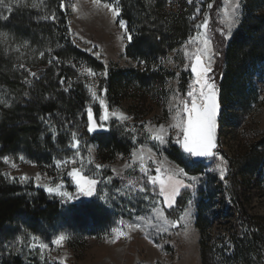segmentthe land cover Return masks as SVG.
<instances>
[{
  "label": "rangeland",
  "instance_id": "374dc122",
  "mask_svg": "<svg viewBox=\"0 0 264 264\" xmlns=\"http://www.w3.org/2000/svg\"><path fill=\"white\" fill-rule=\"evenodd\" d=\"M111 2L113 0H101L100 6H97L93 0H63L64 7L61 9L66 14L72 44L101 62L104 70L93 69L70 56L65 64L71 68L70 83L81 87L85 93L86 107L80 116L84 115L88 122V110L92 111L95 130L91 133L98 132L99 139L111 132L122 141H127L129 149L127 153L104 160L99 147L84 140L76 149L70 144L67 146L69 151L64 153L58 149L49 160L40 159L39 163L31 161L23 150L0 157V171L8 184L19 180L26 187H33L60 199L64 205L62 213L51 225L33 229L25 218L6 227L0 234V264H10L13 258H21L22 264H264V152L258 157L256 150L261 152V148L255 147L264 139V66H256L245 83L246 88L255 91L256 99L250 98L244 103V100L232 97L230 102L226 101L222 105L214 151L228 162L224 180L215 170L220 162L217 159L209 158L194 169L186 168L189 175L199 178L196 189L194 192L191 189L182 191L176 197L174 206L167 208L163 204V197L159 195V185L148 182L147 176L140 171L139 160L134 162L132 154L145 150L147 156L146 150L151 149L157 163L145 159L150 175L156 174L158 166H162L161 175H164V168L184 167L185 161L189 159L175 142L176 129L169 132L164 145L153 141L147 129L171 125L175 114L173 105L179 99H186L187 92L191 90L189 85L194 80L191 56L196 48L203 47V36L199 43H189V40L197 36L198 31H205L198 30L197 25L203 23L205 14L209 17V3L207 0H192V3L185 0L186 7L194 8L188 19L189 32L176 48L166 53L156 65L149 67V70L154 71L156 66L162 76L160 84L151 85L139 77L151 71H146L142 61L126 55L130 42L119 27L120 15L113 21L111 13L102 6L103 3ZM115 2L118 4V0ZM242 2L239 0L241 13ZM179 3L180 0H167V10L174 11ZM33 4L38 6L33 7ZM224 7L225 0H222L218 10L220 29L213 28L209 19L206 30L213 48L217 40L229 41L240 23L229 33L221 23V10ZM25 11L31 12L28 15L32 21L42 23L48 22L49 15L56 10L45 0H13L11 10L0 6V16L7 17L11 13ZM183 11L187 13L189 9L184 8ZM6 21L0 18V33L6 34L0 36V48L11 61V68L21 72V83L28 84L31 73L42 70L44 64L50 66L48 58L40 55L49 52L46 50L48 46L45 42L37 43L25 36L17 38L10 32L11 27L3 25ZM225 36L230 38L225 39ZM185 51L188 56H185ZM214 63L215 55L209 73L211 81L215 83ZM87 68L95 75L90 76L85 71ZM110 70L122 73L125 77L126 84L119 92L108 93ZM89 89L96 92L95 98ZM13 101V93L0 86V103L10 107ZM106 109L108 119L102 120ZM113 112L118 115L122 113L131 119L120 120L112 115ZM5 157L8 158L7 163ZM72 159H75V164L62 163L57 167L55 163L57 160ZM13 163L15 167H12ZM81 163L85 174L100 181L92 197L79 194L75 182L67 175L73 167L79 168ZM97 164L102 167L97 169ZM126 164L131 166L125 168ZM22 176L26 179L21 180ZM128 180H132L133 184L129 185ZM57 184L61 185V191H68L77 198L65 202V198L57 193L45 191L46 186L54 188ZM141 188L144 191H140ZM102 195L105 200L100 199ZM189 200H192L191 205ZM154 206L161 208L169 220L178 221L177 226H168V231L157 232L155 229L149 230L145 221L137 220V217H145L155 222L152 213ZM76 207L83 210L75 214ZM186 209L188 220H180ZM200 209L205 232L203 246L195 225ZM241 212L245 219L241 218ZM137 223L142 227H126ZM113 228L127 235L117 239ZM60 234H66L69 238L60 245L53 244L52 241ZM33 236L37 238L36 241L32 240ZM33 243L37 246L30 247ZM39 243H45L47 247L41 250Z\"/></svg>",
  "mask_w": 264,
  "mask_h": 264
},
{
  "label": "trees",
  "instance_id": "16d2710c",
  "mask_svg": "<svg viewBox=\"0 0 264 264\" xmlns=\"http://www.w3.org/2000/svg\"><path fill=\"white\" fill-rule=\"evenodd\" d=\"M55 8L48 22L32 21L31 12H14L3 23L11 27L10 32L17 38L28 37L37 43L45 42L44 56L51 61L31 77L28 84L21 83L20 71L11 68V61L0 48V86L14 95L13 104L8 107L0 103V157L15 154L20 150L33 162L49 160L57 153L65 151L72 143L73 133L82 142H91L100 149V156L110 160L117 154L127 153L129 143L113 133L100 136L98 132L89 133L88 122L80 114L85 109V93L81 87L70 83L71 68L66 66L68 56L85 62L93 69L104 70L101 62L77 49L69 36L65 11L61 9L62 0H45ZM167 0H118L120 18L127 25L132 40L126 48L129 58L142 61L146 71L156 65L166 53L176 48L189 32V17L194 8L186 7L180 0L177 8L169 12ZM213 7L209 9L212 27L220 29L218 10L222 0H207ZM184 8L189 9L186 13ZM55 19H52V16ZM39 44L38 46H40ZM44 50V51H46ZM214 51L213 73L217 88L218 101L222 105L232 97L247 103L256 99L255 91L246 88L251 71L264 61V0H243L239 26L229 41L217 40ZM153 62V63H152ZM154 71L139 75L149 84L161 83V72ZM108 93L119 92L126 84L122 73L108 72ZM63 81V82H62ZM222 112H220V117ZM44 137V140H42ZM256 155L264 152V139L256 144ZM69 151V149L67 150ZM179 154V152H177ZM174 161H180L171 156ZM31 194V195H26ZM64 205L56 197L50 196L33 187H26L21 181L8 184L0 171V234L6 227L26 218L31 228L51 225L62 213ZM83 208H74L75 214ZM85 210V208H84ZM202 213L198 211L196 228L200 232L201 246L204 245ZM240 216L245 219L241 212ZM22 218V220H21ZM94 219V218H93ZM95 220V219H94ZM254 237V232H252ZM21 258H13L10 264H22Z\"/></svg>",
  "mask_w": 264,
  "mask_h": 264
},
{
  "label": "snow or ice",
  "instance_id": "6c2138e0",
  "mask_svg": "<svg viewBox=\"0 0 264 264\" xmlns=\"http://www.w3.org/2000/svg\"><path fill=\"white\" fill-rule=\"evenodd\" d=\"M13 0H0V6L8 8L11 10ZM189 3H192V0H188ZM93 3L97 6H100L101 0H93ZM33 7H37L38 5L33 4ZM103 8L107 9L112 16L113 21L117 20L120 15V7L118 4L113 0L111 3H103ZM61 8L64 7L63 0L60 5ZM213 5L211 3L208 4V8L211 9ZM241 4L239 0H225V7L221 10L222 11V20L228 32L230 33L231 30L236 27L240 21V12ZM73 10L75 11V6L73 5ZM199 12V9H197ZM2 19H7L6 16H0ZM55 19L53 15L51 17ZM195 19V17H193ZM209 25V17L205 14L203 23L197 25V29H203L204 32H199L197 36L191 37L189 43H199L201 42V36H203L202 44L203 47L196 48L195 52L191 56V71L194 74V80L191 85H189V90L187 92L186 99H179L173 107L175 108V114L173 115V123L169 125L167 128L164 125H160L158 128H148L147 130L151 133V139L153 141L158 142L160 145H164L167 143L169 132L174 128L177 130L176 140L175 142L181 146L183 152L186 153L189 157L188 160L185 161L184 167H174V168H164L162 173V166H158L155 170V175H150L147 172L145 166V159L151 160L152 163H157L156 159L153 157L151 149H147V156L145 155V150H140L138 152H134L132 154V159L135 162L139 160V168L142 173H144L147 178L148 182L153 185H159V195L163 197V204L167 208H172L175 204L176 197L181 194L184 190H193L196 189V185L199 182V178L194 175H189L186 171V168H196L199 166L200 158H210V159H217L220 162L216 165V169L219 171V175L221 180H224L226 172H227V161L222 156H217L214 149H216V120L217 115L219 112V103H218V95L217 89L214 82L211 81L209 77V73L212 71L211 64L213 62V57L217 53L214 51V48L211 44V38L207 36L206 30ZM119 27L127 34V39L129 42L132 40V36L128 33V30L125 25V21L123 19H119ZM6 34L0 33V36H5ZM223 35V32H222ZM230 36H225V39H229ZM26 46V45H25ZM41 56L44 53H40ZM97 55H99L97 53ZM188 52L185 51V56H188ZM51 63V61H49ZM85 71L88 74L95 75V73L90 69L87 68ZM33 77L36 76V73H31ZM106 75V73H103ZM63 82V81H62ZM92 96L95 98L96 92L92 91ZM104 102L101 100V105L103 106ZM113 116H116L120 120H128L131 119L128 116L121 114H117L116 112L112 113ZM102 120L108 119L107 109L105 111V115L101 117ZM103 127V125H100ZM147 127V126H146ZM87 130L89 133L95 130L94 122H93V115L91 109L88 110V126ZM73 140L71 143V147L76 149L79 145V140L76 137V133H73ZM91 151V149H89ZM23 159V157H21ZM5 162H8V158H4ZM57 167L60 165L72 163L75 164V159L67 160V161H60L57 160L56 162ZM91 163V160H89ZM16 165L13 163L12 167ZM131 165L126 164L125 168L130 167ZM102 165L97 164L96 168L100 169ZM213 170V171H215ZM115 171V170H114ZM67 175L72 178L75 182L77 191L79 194L92 197L96 194L97 185L100 181H97L95 178L90 177L89 175L85 174L83 171V163L79 168L73 167L70 171H68ZM37 180H39V174H37ZM21 180H25L26 177H20ZM110 182V178H109ZM128 184L132 185L133 181L128 180ZM61 185L57 184L54 188L53 187H45V191L49 193H57L61 197L65 198V202H71L72 200L76 199L70 192L68 191H61ZM140 191H144L143 188ZM100 199L105 200V196H101ZM189 204H192V200H189ZM152 213L155 217V222L152 219H147L145 217H137V220L145 221L148 225V229L152 230L155 229L157 232H166L168 231V226L176 227L178 221L169 220L165 216V212L158 207L152 208ZM189 218V214L187 209L185 210L184 214H181L180 220L187 221ZM121 223H123L121 221ZM129 229L141 228L142 225L137 224H129L126 225ZM112 231L117 233L116 238L119 239L121 236H126L127 233L123 231H118L116 228H113ZM69 237L66 234L58 235L52 243L55 245H60L62 242L66 241ZM33 241H36L37 238L35 236L32 237ZM30 247H36L37 244L33 243L29 245ZM39 248L43 250L47 247L45 243H39Z\"/></svg>",
  "mask_w": 264,
  "mask_h": 264
},
{
  "label": "water",
  "instance_id": "95a60500",
  "mask_svg": "<svg viewBox=\"0 0 264 264\" xmlns=\"http://www.w3.org/2000/svg\"><path fill=\"white\" fill-rule=\"evenodd\" d=\"M218 95V94H217ZM219 103V101H218ZM220 112H221V107H220V104H219V112H218V115H217V120H216V124H217V127H216V144H217V141H218V122H219V117H220ZM182 152H183V149L181 148ZM215 150V149H214ZM184 153V152H183ZM186 154V153H185ZM209 158H200V162H203L205 160H207Z\"/></svg>",
  "mask_w": 264,
  "mask_h": 264
},
{
  "label": "bare ground",
  "instance_id": "6f19581e",
  "mask_svg": "<svg viewBox=\"0 0 264 264\" xmlns=\"http://www.w3.org/2000/svg\"><path fill=\"white\" fill-rule=\"evenodd\" d=\"M153 63V62H152Z\"/></svg>",
  "mask_w": 264,
  "mask_h": 264
}]
</instances>
